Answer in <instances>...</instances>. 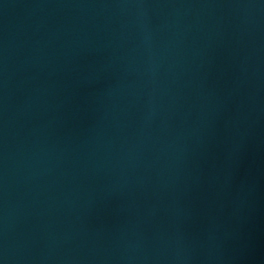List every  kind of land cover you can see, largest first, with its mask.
<instances>
[{
    "label": "water",
    "instance_id": "obj_1",
    "mask_svg": "<svg viewBox=\"0 0 264 264\" xmlns=\"http://www.w3.org/2000/svg\"><path fill=\"white\" fill-rule=\"evenodd\" d=\"M0 264H264V0H0Z\"/></svg>",
    "mask_w": 264,
    "mask_h": 264
}]
</instances>
